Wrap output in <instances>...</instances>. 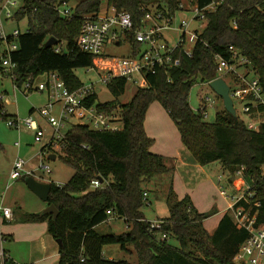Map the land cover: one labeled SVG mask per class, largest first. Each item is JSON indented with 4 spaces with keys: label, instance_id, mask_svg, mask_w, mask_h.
<instances>
[{
    "label": "trees",
    "instance_id": "trees-1",
    "mask_svg": "<svg viewBox=\"0 0 264 264\" xmlns=\"http://www.w3.org/2000/svg\"><path fill=\"white\" fill-rule=\"evenodd\" d=\"M71 1L25 0L15 11L14 17L26 16L29 23L18 37L19 48L11 53L16 63L11 75L19 87L50 71L58 72L72 90L83 85L75 70L94 66L95 55L82 50L77 39L85 17L96 14L103 5L131 12L135 26H139L145 6L165 4L174 12L179 3V0H79L71 6L69 16L62 15L57 6ZM197 1L201 6L218 4L208 12L207 25L199 35L193 55H182L179 66L147 75L148 85L138 86L130 102L119 104L121 128L99 130L76 123L60 141V157L75 171L65 184L51 181L49 203H54L59 212L56 217L52 213L25 216L31 221L48 222L49 232L61 241L59 264H133L127 259L105 257L103 248L110 243H118L125 250L133 245L138 264H240L234 256L249 236L248 229L226 213L210 233L204 220L215 210L199 211L189 194L179 198L173 182L167 197L169 215L159 218L161 228L149 229L150 220L142 210L146 202L143 183L172 171L165 156L151 150L155 139L146 131L147 112L154 101L167 109L195 162L205 165L219 161L230 176L243 169L255 192L253 204L246 206H251V212L257 213V222L264 224V110L259 128L251 129L245 117L235 116L225 108L215 120L205 119L189 100L198 78L206 82L219 77L215 54L236 62L231 46L248 60L247 71L259 78L264 91V0ZM51 36L57 42L47 45ZM129 39L136 48L138 43L132 34ZM62 43V50L57 51V45ZM227 76L232 78L233 74L227 72L224 78ZM127 83L126 77L118 76L107 86L119 97ZM86 103L104 110L117 106L116 100L100 102L97 94L87 97ZM52 146V142L45 143L42 150L49 149L52 154ZM94 180L101 184L93 187ZM255 201L260 205L256 206ZM109 209H113L115 216L125 218L126 231L98 232L96 226L108 220ZM161 233L168 237L159 238ZM172 239L178 244H172Z\"/></svg>",
    "mask_w": 264,
    "mask_h": 264
},
{
    "label": "built area",
    "instance_id": "built-area-1",
    "mask_svg": "<svg viewBox=\"0 0 264 264\" xmlns=\"http://www.w3.org/2000/svg\"><path fill=\"white\" fill-rule=\"evenodd\" d=\"M15 4L16 1L7 0L0 8V38L7 43L2 64L4 68L10 69L11 73L16 67V63L11 59V53L19 48L18 37L22 31L15 28L11 33H7L2 13L5 8L6 18L13 17L15 12L10 5ZM217 4L218 2H212L201 6L197 0H179L178 7L174 12L165 4H149L143 8L144 15L139 26H135V20L131 12L124 9L119 10L108 4L103 5L96 14L87 15L77 42L82 50L95 55L94 66L91 69L98 72V82L84 83L72 90L58 72L50 71L45 74L46 79L44 80L29 79L23 83L22 87L16 84L26 93L34 90H47L49 92V102L38 108L40 115L47 119L52 127L49 142H52L55 147L59 145L66 135V133H63L62 128L65 127L66 120L71 121L72 118H77L81 123L88 124L94 129H119L114 124L122 117L120 105H117L113 110H104L99 109L96 104L89 105L86 103L87 97L93 94L98 95L97 84L107 85L114 77L123 76L128 81L138 84L137 86H147L148 74L157 73L162 68L167 70L179 66L182 55H193V48L199 39V35L207 25L208 12L214 10ZM57 9L62 15L69 16L71 14L69 3L64 2L57 6ZM177 11H188L191 15L182 17L180 24L174 25ZM194 20L200 21L202 30L201 28L190 29ZM174 32H176L174 37L177 41L171 44V36ZM131 34L138 43V46L133 48L132 54L118 57L103 53L105 44H120L122 36L129 38ZM62 45H57L56 50L61 51ZM231 49L234 52L236 62H232L220 54H215V60L219 65V77L222 68L233 74V83H228L231 86L234 105L235 101L241 102L248 127L258 129L262 122L261 113L264 110L263 88L259 78L254 74L250 76V72L247 71L245 64L248 60L238 54V50L234 49L233 46H231ZM210 81L207 82L210 84ZM214 102L213 98L207 96L201 99L200 107L194 110L202 113L203 117L208 119L209 106ZM57 103H61L59 112H55ZM0 107L3 109L1 114L7 115L8 113L4 109L3 97L0 98ZM8 125L16 127L20 131L23 129L33 131L37 142H41L45 135L43 127L37 119L31 116L24 119L16 116L8 120ZM16 145H20V141H16ZM26 163V159L20 155L14 159L10 173L11 179L15 180L32 174L26 169ZM44 167L48 172L52 171L48 165H44ZM236 174L244 180L232 195H229L225 188L220 189L223 195L231 199L230 207L235 221L245 226L249 231V236L239 247L234 260L240 264H264V224H259L257 213H252L251 206H246V204H253L252 201L255 195L253 185L244 178L243 169H239ZM222 177L223 175L219 178ZM100 184L99 180H94L92 186L98 187ZM147 195L148 191L146 190L144 192L145 200H147ZM254 204L256 206L260 205L258 201H255ZM107 212L109 214L108 219L115 216L113 209H109ZM13 219V208L0 201V264H9L11 259L6 248L7 239L2 224L4 221ZM161 223L162 221L159 219L150 220L149 229L151 231L159 229ZM158 237L166 239L168 236L166 233H161Z\"/></svg>",
    "mask_w": 264,
    "mask_h": 264
},
{
    "label": "rangeland",
    "instance_id": "rangeland-1",
    "mask_svg": "<svg viewBox=\"0 0 264 264\" xmlns=\"http://www.w3.org/2000/svg\"><path fill=\"white\" fill-rule=\"evenodd\" d=\"M6 1L7 0H0V8L3 7V4ZM14 1H16V4L10 5L11 9L14 12L22 7L25 3V0ZM78 1L79 0H72L70 5L73 6ZM4 11L5 8L3 9L2 17L7 33H11L15 28H19L21 31H25L28 29L29 23L26 16L20 18H16L14 16L6 18ZM190 15L191 13L188 11H177L175 22L173 24L179 25L182 17H188ZM195 28H201V30L203 29L200 21H192L190 29L194 30ZM175 35L176 32H174L171 36V44L177 41V39H175L174 37ZM6 49L7 43L0 40L1 60L6 53ZM103 53L109 56H128L133 53V45L128 37L122 36L120 44H105ZM1 66H3L2 62H0V98L3 97L4 109H6V112L8 113L5 116L2 115L1 113L3 109L0 107V143L3 145V148H1L0 146L1 159L3 158L5 165H7L9 160L8 154L11 157H14V159L18 155H20L26 159V169L30 172H35L37 176H43L45 179L53 180L57 184L67 183V181L72 177L75 169L70 164L64 162L60 157V153L62 152L60 143L56 147L52 146V154H58L56 159H52L49 156V149H46L44 151L42 150L43 144L49 142L50 140L52 127L47 119L41 117L38 108L47 103L49 99V92L47 90H34L29 93L24 92L21 88L15 85V81L13 79V76L11 75V70L1 68ZM226 72L227 70L225 68H222L220 76H225ZM75 73L84 83L98 82L99 79L98 72L91 69V67L77 68L75 70ZM250 76H253V73H250ZM226 78V80L230 84L233 83V76L232 78L231 76H227ZM38 79L44 80L46 79V75L43 74ZM137 85L138 84H134L133 82L128 81L125 92L121 96L116 97L113 95L107 85L98 83V100L100 102L116 100L117 105L130 102L138 87ZM207 96H210L215 100V102L211 106H209L210 114L208 120L213 121L215 120L217 113L225 108L224 100L207 81L204 82L200 78H198L190 90L189 100L192 108H199L201 99L206 98ZM32 107H35V109L31 112L30 109ZM235 107L237 114L244 117L245 115L243 113V104L239 101H235ZM60 108L61 103H57L55 105V112H59ZM156 109H158L160 113ZM16 116L20 119H24L30 116L37 119L45 131V135L42 141L37 142L32 132L28 129H23L20 132L18 128L9 126L8 120L13 119ZM146 119L148 123L147 128L150 132H152L155 140L158 141V145L164 146L165 143L174 142L175 135L179 137L178 127L175 121L172 119L167 109L158 101L151 104ZM76 121L78 122L79 120L75 118L71 119V121L66 120V125L62 128L63 133H66ZM114 125L118 128H121L123 126V122L119 120L115 122ZM16 141H20L21 146L16 145ZM165 158L167 164H170V162H172V158ZM44 165H48L52 171L48 172ZM174 169H172L170 173L159 174L153 179L143 183V187L148 191V195L147 200L142 207V210L148 220L154 221L169 215L170 210L168 207L167 197L172 182L174 185ZM196 172L197 174H195L194 179L191 182V187H193V189L195 190L197 196L200 199V203L203 204L202 207L205 209L207 208L205 206L211 203L212 207L215 204L218 205L217 199L219 201L220 196L223 199H226L228 203L229 201L231 202L230 197H226L225 195H223L220 192V189L225 188L228 194L232 195V193L242 185V181L244 180L237 174L230 176L228 171H225L223 169L222 164L219 161H215L205 165L200 164L199 167L196 168ZM219 175H223V177L220 179ZM244 178L246 179L245 176ZM16 181L24 183L23 185L27 189L25 199L30 203V205L34 204L31 198V196H33L35 197V199H37L38 203L44 204L43 208L46 209V207L48 206L47 202H44V200L41 197L39 198L35 192L33 193L31 190H29V188L25 184V180H23V176L18 178V180L15 179L13 184H15ZM185 184L186 182L184 178L181 175L178 176V192H176L177 195L178 193L182 195V186H184ZM210 208L208 209V211L211 210ZM44 209L42 210L44 211ZM229 213L233 215V212ZM127 226L128 224L124 217L114 216L97 226L96 229L100 233H122L127 230ZM170 242L172 244H178V241L176 239H172ZM104 247L106 256L113 254L114 259H127L133 264L139 263V257L133 245H129L128 250L123 249L118 243L106 244ZM21 255L25 258V261H27L28 251L24 247L21 248ZM45 255L46 253L43 250L39 251L38 253L39 257H44ZM45 263L46 262H43L42 264ZM55 264H57V262Z\"/></svg>",
    "mask_w": 264,
    "mask_h": 264
},
{
    "label": "crops",
    "instance_id": "crops-1",
    "mask_svg": "<svg viewBox=\"0 0 264 264\" xmlns=\"http://www.w3.org/2000/svg\"><path fill=\"white\" fill-rule=\"evenodd\" d=\"M1 68H4V66H1ZM49 100H50V95L47 103L49 102ZM47 103H45L44 105H46ZM34 109L35 107H32L30 109L31 112ZM156 110L160 113L158 109ZM79 121L78 122L76 121L73 124L81 123V121L80 122ZM145 126L147 133L151 137H153L152 132H150L149 129L147 128L148 127L147 119L145 121ZM31 132L34 135V132L33 131ZM0 146L1 148H3V145L1 143ZM18 146H21V142L20 145ZM151 150L155 153L162 154L167 158L170 159L172 158L171 159L172 162H170V164L168 165L169 166L172 165L171 166L172 169L175 168L173 171L174 172L173 179H174V188L176 192H178L177 191L178 176L181 175L184 178L186 184L184 186L181 185L183 187V192H181L182 195L178 193L179 197L182 198L186 194H189L193 200V203L199 209V211L201 212L208 211V209L212 207V203L206 205L205 206L207 207L206 209L203 208L202 207L203 204L200 203L199 197L197 196L193 187H191L192 185L191 182L193 181L195 174H197L196 168H198L200 164L195 162L191 158L190 152L185 148L181 140L180 133H179V137L175 135L174 142L165 143L164 146L158 145V141L155 140L154 144L151 147ZM8 159H9L8 163L7 165H5L3 158L1 159L0 157V201L5 205L11 206L14 210V219L11 221H4V223L2 224V228L7 239L6 247L11 258L9 264H42L43 262H46L45 264H55L56 262L57 264H59V243L57 239H55L52 236V234L49 232L48 222L31 221L25 218L27 213H43L42 209H44L43 208L44 204L38 203L37 199H35V197L33 196H31V198L34 204L30 205V203L26 201L25 194L27 192L26 191L27 189L24 187L23 185L24 183L16 181L15 184H13L14 180L11 179L10 177V173L14 162V157H11L8 154ZM32 175L41 181H45V182L53 181L50 179H45L43 176H37L35 172H32ZM220 176L221 175H219V177ZM24 178L25 177H23V180H25ZM25 184L28 187L26 181ZM29 190L31 189L29 188ZM217 204L218 205L215 204L212 208H210V209H214L215 212L204 220V225L210 233H213L216 230L224 214L232 212V209L230 207L231 202L229 201L228 203V201L226 199H223L221 196L219 198V201L217 199ZM22 247H24L28 251L27 261H25V258L21 255ZM41 250H43L46 253L44 257L38 256V253ZM103 253L105 257L114 259L113 254L106 256L105 247L103 248Z\"/></svg>",
    "mask_w": 264,
    "mask_h": 264
},
{
    "label": "water",
    "instance_id": "water-1",
    "mask_svg": "<svg viewBox=\"0 0 264 264\" xmlns=\"http://www.w3.org/2000/svg\"><path fill=\"white\" fill-rule=\"evenodd\" d=\"M57 42L56 37L51 36L48 41L47 45H53ZM211 87L223 98L224 104H225V109L232 113L233 115H237L236 107L234 105V100L231 95V86L228 83V81L220 76L217 77L213 80L210 81ZM52 159H56V154H50L49 155ZM103 181V179H100ZM28 187L35 192L39 197H41L44 201L48 202V206L46 209H44L43 213H52L54 214V217L57 216L59 210L57 206L54 203H49V197H50V192L52 188V183L51 182H45L37 179L33 175H28L25 179ZM58 243L60 244L61 241L60 239H57Z\"/></svg>",
    "mask_w": 264,
    "mask_h": 264
}]
</instances>
